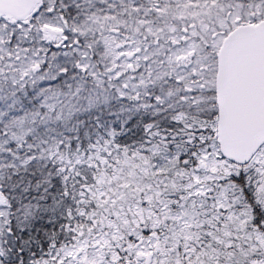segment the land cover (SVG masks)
I'll return each mask as SVG.
<instances>
[{"label":"snow or ice","instance_id":"6c2138e0","mask_svg":"<svg viewBox=\"0 0 264 264\" xmlns=\"http://www.w3.org/2000/svg\"><path fill=\"white\" fill-rule=\"evenodd\" d=\"M0 264H264V0H0Z\"/></svg>","mask_w":264,"mask_h":264}]
</instances>
